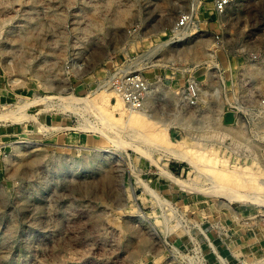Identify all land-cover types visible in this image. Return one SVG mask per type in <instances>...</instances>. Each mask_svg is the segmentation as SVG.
Returning a JSON list of instances; mask_svg holds the SVG:
<instances>
[{
  "label": "rangeland",
  "instance_id": "rangeland-1",
  "mask_svg": "<svg viewBox=\"0 0 264 264\" xmlns=\"http://www.w3.org/2000/svg\"><path fill=\"white\" fill-rule=\"evenodd\" d=\"M213 7L0 0V264H264V0L219 21ZM120 68L152 83L146 110L169 120V148L128 136L115 96L103 105ZM190 76L204 85L195 108L182 102Z\"/></svg>",
  "mask_w": 264,
  "mask_h": 264
},
{
  "label": "bare ground",
  "instance_id": "bare-ground-1",
  "mask_svg": "<svg viewBox=\"0 0 264 264\" xmlns=\"http://www.w3.org/2000/svg\"><path fill=\"white\" fill-rule=\"evenodd\" d=\"M221 18L222 17H220V20H221ZM162 32H164V31H162ZM197 49H199V48L197 47ZM153 53H155V51ZM262 74H263V71L258 70L256 72L255 77L260 78ZM153 92H154V90L151 89L150 95H152ZM99 93H98V95L101 97V99L104 100V103H103L104 106L105 105L110 106L111 98L113 96L116 97V102H115V104H111L112 109H110V110H112L111 112L113 114L109 113L110 110L107 112L109 115L111 114L112 116L114 115V111H117L120 114V116H118L119 118H117V119L120 122H122V125H123L122 129H123V131H125V133H127L128 136H131L133 139L139 141L143 136H146L147 133L152 131L151 133H153L156 137L154 144H156L159 147L169 148V147H167V145L172 143L169 136H168V129L170 126V122H169V120H157L153 114H151V113L149 114L147 112L146 106H147L149 99L147 100V103H146V106L144 109L133 111V110H129L126 107L124 101L117 94V92L113 86L108 85L106 88L102 89L101 92H99ZM150 95H149V97H150ZM59 98H60V96H59ZM68 99L73 100V101L69 100V103H71V104L72 103L76 104V103L86 102L85 98H79V97H75V96H69V97L63 98V100H68ZM55 129H59V128L57 127ZM150 135H148V136H150ZM149 141H151V140H149ZM17 149H18V147H17ZM173 155L179 161H187L191 165H195V162L193 159L194 156L188 155L184 151L182 152V151L174 150ZM204 156H205V154L203 155V157ZM207 159H208V161L212 162L214 165L219 162V160H217L213 157H207ZM222 163L226 164L225 161H222ZM207 166L210 167V165H207ZM211 168L213 169V167H211ZM162 173L172 182H174L180 186L186 187V188H191L187 182L181 180L179 177L175 176L172 172L162 169ZM140 183L145 187V189L149 193L155 195L158 198V200L161 199L159 197L158 193L156 194V191L146 181L142 180ZM215 190L217 193L221 194V197H223V199H225L226 201L228 200L230 202L234 201V200L244 202L248 198L247 194H244L242 192H239V191L232 189V188H229V187H217ZM134 199L137 200L138 197L135 198V196H134ZM167 204H169V202Z\"/></svg>",
  "mask_w": 264,
  "mask_h": 264
},
{
  "label": "built area",
  "instance_id": "built-area-1",
  "mask_svg": "<svg viewBox=\"0 0 264 264\" xmlns=\"http://www.w3.org/2000/svg\"><path fill=\"white\" fill-rule=\"evenodd\" d=\"M236 1L237 0H213V8L218 21ZM191 22L192 18L190 14L181 16L171 30L172 36L179 37L184 34ZM220 23L224 26L222 21H220ZM221 35L222 34H217V38H220ZM111 85L122 98L126 107L133 111L145 108L153 86L141 72L127 70L126 68H120L115 72L111 80ZM203 87V82L198 77L190 76L187 78L181 89L182 102L192 108L198 107L204 93ZM256 109L262 114L264 113V97L261 96L257 99Z\"/></svg>",
  "mask_w": 264,
  "mask_h": 264
}]
</instances>
